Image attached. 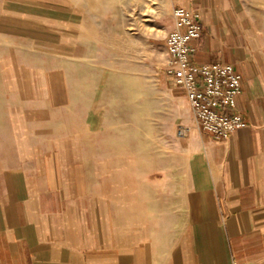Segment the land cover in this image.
Returning <instances> with one entry per match:
<instances>
[{"label":"rangeland","instance_id":"rangeland-1","mask_svg":"<svg viewBox=\"0 0 264 264\" xmlns=\"http://www.w3.org/2000/svg\"><path fill=\"white\" fill-rule=\"evenodd\" d=\"M241 1L264 38V0ZM173 11L172 0H0V155L79 151L118 228L131 216L143 227L155 264L188 223L194 183L219 172L165 70Z\"/></svg>","mask_w":264,"mask_h":264},{"label":"crops","instance_id":"crops-1","mask_svg":"<svg viewBox=\"0 0 264 264\" xmlns=\"http://www.w3.org/2000/svg\"><path fill=\"white\" fill-rule=\"evenodd\" d=\"M172 2L197 9L205 27L192 63L241 75L245 126L225 140L204 136L219 172L194 183L188 223L163 264H264V38L241 0ZM98 184L65 145L13 162L0 155V264H155L143 227L131 216L118 228Z\"/></svg>","mask_w":264,"mask_h":264},{"label":"built area","instance_id":"built-area-1","mask_svg":"<svg viewBox=\"0 0 264 264\" xmlns=\"http://www.w3.org/2000/svg\"><path fill=\"white\" fill-rule=\"evenodd\" d=\"M173 16L175 27L166 40L165 70L174 84L184 90L201 130L216 140H225L245 126L238 111L242 77L230 64L195 66L192 56L205 31L200 13L197 9L177 7ZM189 133L187 126L178 129L179 137Z\"/></svg>","mask_w":264,"mask_h":264}]
</instances>
